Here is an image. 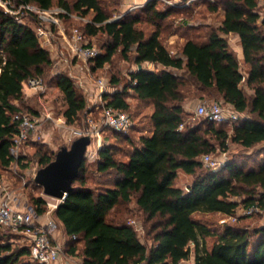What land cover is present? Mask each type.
Returning a JSON list of instances; mask_svg holds the SVG:
<instances>
[{
	"label": "trees",
	"instance_id": "16d2710c",
	"mask_svg": "<svg viewBox=\"0 0 264 264\" xmlns=\"http://www.w3.org/2000/svg\"><path fill=\"white\" fill-rule=\"evenodd\" d=\"M187 0L180 1L184 5ZM123 0H16L17 6L36 5L41 9L64 8L71 14L92 18L80 29L87 38L105 34V52L93 60V70L111 62L120 50L125 59L134 55L138 68L131 72L123 90L105 92L107 105L129 113L127 94L152 106L150 129L137 141L129 134L104 129L112 138L127 144L123 148L107 144L98 149V185H88L87 157L74 182V190L61 202L56 217L69 240L65 252L79 256L81 264H264V224L253 228L225 226L216 233L207 223L195 218L198 213L234 216L242 206L264 211V147L244 158L227 160L217 170L205 168L202 157L217 151L229 152L230 143L250 150L264 146V16L258 12L259 0L207 1L208 9L222 10L220 26L212 29L204 42L187 40L179 53L172 54L161 40L162 23L175 11L159 8L161 0H149L142 8L146 22L156 30L147 35L138 25L140 14L126 13L111 21L113 8ZM67 27L72 20L63 16ZM37 25V24H35ZM238 35L244 61L241 65L225 37ZM145 63L156 69L148 70ZM53 64L50 52L42 47L36 27L20 22L16 15L0 6V169L8 170L24 156L11 153L19 128L14 116L25 109L24 86L33 78L42 79L45 68ZM247 69V76L243 73ZM180 72H182L180 74ZM188 80L201 90H214L240 115L239 120L216 124L204 119L190 124L192 114L185 108ZM253 91L246 93L242 83ZM57 87L67 108V123H75L87 109L68 73L57 75ZM232 126V131L226 126ZM120 142V143H121ZM122 154V158L119 156ZM45 167L55 159L49 152L38 153ZM183 173L191 177L187 189L176 182ZM242 198L238 201L237 198ZM39 214L46 200L31 197ZM134 203L138 213L150 224L144 244L137 231L123 221ZM253 215H249L248 217ZM7 231V230H6ZM76 236V239H73ZM215 237L211 248L206 239ZM20 236L0 227V264H39L31 259ZM17 242V245L15 244Z\"/></svg>",
	"mask_w": 264,
	"mask_h": 264
},
{
	"label": "rangeland",
	"instance_id": "374dc122",
	"mask_svg": "<svg viewBox=\"0 0 264 264\" xmlns=\"http://www.w3.org/2000/svg\"><path fill=\"white\" fill-rule=\"evenodd\" d=\"M180 1L182 0H177L171 5L176 6L174 7L175 11H173L162 23L160 29L161 40L170 49L172 54L179 53L187 40L192 39L197 42L206 41L209 32L212 29L216 30L220 26L223 15L222 10L215 13L211 12L207 6L208 0H190L191 2L189 4H187V2H189L187 0L184 5H179ZM125 2L126 0H123L116 11H114L113 8L109 9L113 11L110 20H118L129 12L140 14L144 18V21L138 25V28L143 29L147 35L152 34L156 30V27L146 22V18L142 12L143 8H132L133 4L128 5L125 4ZM162 2L163 3L159 4V8L168 9L166 6H170V4L164 1ZM18 12L20 13V22L36 27V15L27 13L26 11H17V13ZM258 12L261 16H264V0H259ZM92 16V13H90L85 18L86 21L74 19L70 22V26L80 28L84 26L86 22H89ZM88 40L90 45L97 48L99 56L105 52L104 44L108 42L109 38L105 34H99ZM40 43L43 48L50 52L53 64L45 68L44 75L41 79V88H34L26 86L25 84L24 100L22 103L19 102V104H23L25 109L34 111L31 112L32 115H35L40 121L38 131L36 134H33L26 143L21 145L18 158L24 156V159L20 163H13L8 170L0 169V174L3 176L4 182L9 186L12 194H14V196L16 195L23 206L33 205L30 201L31 197H42L46 202H55L50 197L44 195L43 188L35 181L36 173L41 168L38 156L39 151L49 152L55 156L63 146L70 147L75 139L84 136L90 129L88 123L89 119L94 120L97 125H100L102 122L100 97L102 96L104 99L105 92L112 93L126 88L130 83L131 72L137 69V65L133 61L134 55L131 54L130 59H125L120 50L114 55L111 62L106 63L104 67L100 69H92L94 66V59L89 61L87 65L83 64V62L75 61L68 65L62 61L60 56V53L64 52L66 56L71 58L68 45L57 32H55L52 45ZM231 44H235V40L232 38ZM145 66L148 67L146 64ZM242 70L245 76H247V69L243 67ZM65 72L73 78L74 85L79 94L87 101V109L81 113L78 120L73 124L67 123L64 117V111L67 105L62 92L57 87V75ZM181 73L182 72H180V74ZM101 81L106 85L103 93H101L100 89ZM241 87L249 95L253 93L246 85L245 81L242 83ZM186 90L188 91L186 92ZM185 92L188 96L185 108L192 114L191 118L188 120L190 124L202 125L204 122V118L198 117L196 114L199 104L203 101H218L224 104L222 98L214 90H201L200 87L194 85L190 80H188ZM126 98L131 106L129 113L133 115L135 121L138 122L136 130L130 133L133 139L137 141L141 134L148 133L147 131L150 129L148 116L151 114L152 106L147 102H141L134 98L131 92L127 94ZM226 127L228 130L232 131V126L229 125ZM120 142L121 141L112 138L110 133L107 135L102 133L101 137L96 136L92 139V144L87 152L86 162L88 185L92 188L97 187L98 179L101 178L97 172L99 161L97 154L98 149L107 144H114L123 148L128 147L127 144ZM263 147V145H258L250 150H244L239 145L230 143V150L226 154L217 151L210 155L213 161L222 163L238 156H240V158L241 156L249 158L255 154L259 155ZM119 156L122 158V154ZM204 167L208 168L206 163H204ZM189 179L192 182L191 177H189ZM187 180V176L180 175L176 183L185 187L189 182ZM237 200L241 201L242 198H237ZM130 206L132 208L131 212L127 214L124 212L122 215L123 221H127L128 223L133 222V226L140 240L146 245H151L152 241L148 238L146 233L150 224L145 223L144 215L137 212L134 203ZM246 210L247 208L240 206L235 215L231 217L218 213H198L195 215V218L207 223L216 233H220L223 231L224 227L228 225L253 228L258 224H264V211L255 213L252 217H248L249 215L245 214ZM2 231L8 232L3 228ZM215 241V237H208L206 239L209 248L212 247ZM15 244L17 245V242ZM19 244H23V239L21 237ZM66 255L68 259H70H66L69 261V264H81L82 260L79 256H72L68 253H66Z\"/></svg>",
	"mask_w": 264,
	"mask_h": 264
},
{
	"label": "built area",
	"instance_id": "2783aa9c",
	"mask_svg": "<svg viewBox=\"0 0 264 264\" xmlns=\"http://www.w3.org/2000/svg\"><path fill=\"white\" fill-rule=\"evenodd\" d=\"M167 4L173 5L174 0H162ZM187 4L191 1L188 0ZM214 2L215 0H208ZM2 5V6H1ZM0 6L7 12L16 15L20 21V13L17 11H26L37 17V35L40 42L45 45H52L55 32H57L68 45L71 58L60 53L62 61L66 64L75 62H83L86 64L98 56L97 48L90 45L87 36L78 27H67L63 16H69L71 19L86 21L85 18L75 14H71L64 8H53L51 10L41 9L36 5H20L17 6L16 0H0ZM142 7L135 5L132 8ZM71 69V68H69ZM26 86L41 88L42 81L38 78L30 79L26 82ZM106 85L100 82L101 93H103ZM101 95V94H100ZM100 109L102 110V122L97 125L94 120L89 119L90 129L84 135L101 137L104 129H111L118 133L129 134L135 124L133 118L126 111L116 110L108 106L106 100L100 97ZM196 114L209 122L222 124L225 122L237 121L240 115L227 105L221 102L203 101L199 104ZM14 119L18 122L19 131L14 138V145L11 153L18 158L21 145L26 143L33 134H36L39 126V119L32 114L18 112ZM202 161L212 170H217L224 165L225 162L217 163L211 159V155H204ZM55 202H46V210L39 214L33 205H22L16 195L12 194L9 186L4 182L3 176L0 174V227L19 235L23 239V245L28 246L31 250V259L39 264H52L59 261L64 253V247L56 240V234L60 230V222L56 217V211L61 200L51 198ZM261 210L256 207H250L245 211L246 215L259 213ZM134 228V223H129ZM135 229V228H134ZM136 230V229H135ZM73 236V239H76ZM138 264H144L138 263Z\"/></svg>",
	"mask_w": 264,
	"mask_h": 264
},
{
	"label": "water",
	"instance_id": "95a60500",
	"mask_svg": "<svg viewBox=\"0 0 264 264\" xmlns=\"http://www.w3.org/2000/svg\"><path fill=\"white\" fill-rule=\"evenodd\" d=\"M91 144L90 135L79 137L70 147L63 146L52 162L37 171L35 181L43 188L44 195L61 201L67 198L74 190V182Z\"/></svg>",
	"mask_w": 264,
	"mask_h": 264
},
{
	"label": "crops",
	"instance_id": "0c3cea01",
	"mask_svg": "<svg viewBox=\"0 0 264 264\" xmlns=\"http://www.w3.org/2000/svg\"><path fill=\"white\" fill-rule=\"evenodd\" d=\"M148 1H149V0H126L125 4H128V5H129V4H133L132 7L135 6V5H142V7H143ZM175 1H177V0H175ZM175 36H176V35H175ZM173 37H174V36H173ZM173 37H172V38H173ZM225 37L228 39V41H229V43H230V46H231V48L233 49V51L236 53V55H237V57H238V59H239L241 65H243V61H244L243 48H242V45H241V42H240V39H239L238 35H236V34H234V33H230L229 35H226ZM231 38L235 40V44H234V45L231 44ZM145 64H146L148 67H146ZM145 64L143 65V67H144L145 69H148V70H154V69H156V65L153 64V63H145ZM137 68H138V66H137ZM227 106H228L230 109H232L229 105H227ZM151 112H152V111H151ZM180 175H185V174L181 173ZM185 176H187V175H185ZM187 177H188V180H187V181H189V182H188V185L186 184L185 187H183L182 185H179V184H178L179 186H181L182 188H185V189H187L188 186L191 184V183H190L191 181H190V179H189V176H187ZM135 207H136V206H135ZM56 240H57L61 245H63V247H64V253H63L62 258H61L59 261L54 262V263H52V264H69V261L66 260V259H68V257H67L66 252H65V245H66L67 241L69 240V238H68V236L66 235V232H65V229H64L63 225H60V230H59L58 233L56 234ZM68 260H70V259H68ZM71 262H72V261H71ZM81 262H82V261H81Z\"/></svg>",
	"mask_w": 264,
	"mask_h": 264
}]
</instances>
